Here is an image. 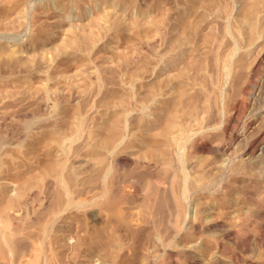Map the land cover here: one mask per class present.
Here are the masks:
<instances>
[{
  "label": "rangeland",
  "instance_id": "obj_1",
  "mask_svg": "<svg viewBox=\"0 0 264 264\" xmlns=\"http://www.w3.org/2000/svg\"><path fill=\"white\" fill-rule=\"evenodd\" d=\"M263 138L264 0H0V264H264Z\"/></svg>",
  "mask_w": 264,
  "mask_h": 264
},
{
  "label": "bare ground",
  "instance_id": "obj_2",
  "mask_svg": "<svg viewBox=\"0 0 264 264\" xmlns=\"http://www.w3.org/2000/svg\"><path fill=\"white\" fill-rule=\"evenodd\" d=\"M257 63V62H256ZM256 65L257 64H254L252 67H251V69L249 70L250 71V74H253L254 72H255V69H256ZM249 74V73H248ZM254 86H255V89H256V85L254 84ZM256 91V90H255ZM251 93H252V91H251ZM250 94V93H249ZM239 133V132H238ZM230 136H232L233 138H237V134L236 133H231V135ZM263 137V136H262ZM264 139V138H263ZM263 139H261V140H263ZM121 141H122V139H119L118 140V142L116 143V146H118L120 143H121ZM260 145H261V142L260 141H258V140H256L255 142H254V144H252L251 146H250V149H252V151H255L256 149H259V147H260ZM250 149H249V151H248V153H250L251 151H250ZM226 150V149H225ZM106 152L108 153V149L106 150ZM110 152H111V150H110ZM109 152V153H110ZM112 153V152H111ZM112 155V154H111ZM115 156V155H114ZM118 157V156H117ZM214 224V223H213ZM226 228V227H225ZM229 229V228H228ZM223 232V231H222ZM230 233V232H229ZM225 235V234H224ZM231 237V236H230ZM233 255V254H232ZM235 257V256H234ZM237 257V256H236Z\"/></svg>",
  "mask_w": 264,
  "mask_h": 264
}]
</instances>
